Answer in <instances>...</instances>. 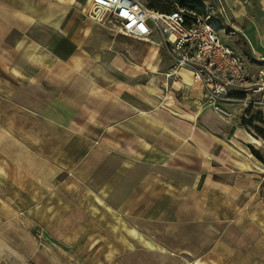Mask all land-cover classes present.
Instances as JSON below:
<instances>
[{
    "label": "crops",
    "instance_id": "0c3cea01",
    "mask_svg": "<svg viewBox=\"0 0 264 264\" xmlns=\"http://www.w3.org/2000/svg\"><path fill=\"white\" fill-rule=\"evenodd\" d=\"M205 2L219 39L254 72L264 62V0ZM89 5L0 0V264H96L33 241L35 217L22 208L30 198L11 186L9 168L14 164L23 182L32 181L14 152L30 157L33 140L40 149L55 141L56 152L71 146L103 157L105 175L97 179L113 211L104 230L124 236L121 252L133 244L217 264H264L260 141L201 104L202 86L189 68L167 77L172 59L160 33L124 36L108 14L101 20L87 14ZM130 173L145 189L134 212L115 184Z\"/></svg>",
    "mask_w": 264,
    "mask_h": 264
},
{
    "label": "rangeland",
    "instance_id": "374dc122",
    "mask_svg": "<svg viewBox=\"0 0 264 264\" xmlns=\"http://www.w3.org/2000/svg\"><path fill=\"white\" fill-rule=\"evenodd\" d=\"M151 1L154 2L155 8L160 10L178 6L201 16L206 15L205 0ZM146 2L149 3V0ZM215 25L217 27L216 22ZM231 103L227 107L229 114L225 117L230 119L231 124L233 122L240 124L249 135L259 140L260 143L256 144L264 155V138L261 134L264 131V106H254L253 102L244 100ZM40 143L39 140L31 141L30 157L27 152L25 154L28 157H23L22 152L19 153L17 150L14 152L20 169L26 167L33 172L32 181L23 182V172L16 174L14 164L9 167L14 170V182L11 181V186H14L15 191L21 196L26 195L30 198L31 204L22 208L25 207L26 212L35 217L32 239L38 244L42 242L39 246L46 244L49 245L47 247L53 248L62 246L73 250L80 261L95 260L96 264H217L207 258L195 260V253H174L163 248L141 252L142 250L137 251L133 244L127 245L129 250L121 252L120 242L125 240L124 236H110L104 230L109 223L106 215L113 211L106 204L109 200L107 197L109 190H105L104 183L99 187L101 182L97 179V176L103 178L105 175L103 157L96 152H87V149H77V152H74L71 146L68 152H56L55 141H44L41 150ZM63 145L65 146L66 142ZM20 148L22 151L24 146L21 145ZM5 175L9 176V173ZM10 177L13 180L12 176ZM20 180L22 181L19 184ZM116 182V190L118 191L120 187L125 196L130 198L128 200H132L129 207L134 212L136 201L144 195L145 189L140 185L136 175L131 173L124 178L123 176L118 178ZM72 189L73 191H70ZM113 194L119 196V192L115 194L113 191ZM163 205L176 211L180 209L178 204ZM123 212L127 213L124 210ZM56 214L59 215L58 219L55 218ZM251 214L253 216L250 218H254V212ZM39 216L41 220L37 221ZM42 216H47L48 219L44 220ZM244 222L245 228H250V220ZM184 229L192 230L195 226L192 224ZM134 249L136 250L131 252Z\"/></svg>",
    "mask_w": 264,
    "mask_h": 264
},
{
    "label": "built area",
    "instance_id": "2783aa9c",
    "mask_svg": "<svg viewBox=\"0 0 264 264\" xmlns=\"http://www.w3.org/2000/svg\"><path fill=\"white\" fill-rule=\"evenodd\" d=\"M214 10L222 13L220 7ZM87 14L99 20L108 14L127 37L146 39L154 31L160 33L172 59L167 77H178L179 68H189L193 81L202 86L201 104L217 113L228 116L231 101L264 105V62L251 71L219 39L208 12L201 16L178 6L163 12L140 0H90Z\"/></svg>",
    "mask_w": 264,
    "mask_h": 264
},
{
    "label": "trees",
    "instance_id": "16d2710c",
    "mask_svg": "<svg viewBox=\"0 0 264 264\" xmlns=\"http://www.w3.org/2000/svg\"><path fill=\"white\" fill-rule=\"evenodd\" d=\"M147 6H148V7H151V8H154V9H157V8H155V4H154V2L151 1V0H149V3H147ZM174 8H175V7H174ZM174 8H171V9L168 8V9H164V10H160V9H158V10L163 11V12H168V11L174 9ZM261 134H262V137L264 138V131H262ZM255 154H256V153H255ZM256 155L259 157L258 154H256Z\"/></svg>",
    "mask_w": 264,
    "mask_h": 264
}]
</instances>
